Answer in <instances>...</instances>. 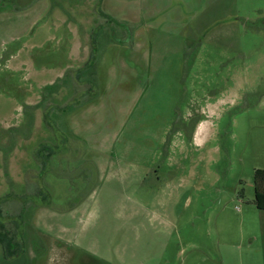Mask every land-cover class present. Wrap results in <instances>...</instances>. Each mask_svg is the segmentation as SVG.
<instances>
[{
	"label": "rangeland",
	"instance_id": "1",
	"mask_svg": "<svg viewBox=\"0 0 264 264\" xmlns=\"http://www.w3.org/2000/svg\"><path fill=\"white\" fill-rule=\"evenodd\" d=\"M257 168L264 0H0V264H264Z\"/></svg>",
	"mask_w": 264,
	"mask_h": 264
},
{
	"label": "trees",
	"instance_id": "2",
	"mask_svg": "<svg viewBox=\"0 0 264 264\" xmlns=\"http://www.w3.org/2000/svg\"><path fill=\"white\" fill-rule=\"evenodd\" d=\"M89 64H85L84 68ZM79 70V69H78ZM56 83H52L45 86V89H53L56 91L58 88ZM41 148H47L46 145H42ZM253 189H254V204L259 209H264V169L257 168L254 170L253 177ZM19 242L16 241L14 235H9L6 231L4 224L0 221V245L3 248L4 256H12L17 253L20 248L17 247Z\"/></svg>",
	"mask_w": 264,
	"mask_h": 264
},
{
	"label": "flooded vegetation",
	"instance_id": "3",
	"mask_svg": "<svg viewBox=\"0 0 264 264\" xmlns=\"http://www.w3.org/2000/svg\"><path fill=\"white\" fill-rule=\"evenodd\" d=\"M85 64H86V63H85ZM83 68H84V67H83ZM77 72L79 73V71H77ZM87 72H88V70H87ZM87 72L84 73V74H83V72H81V73H79V76L77 75V77H76L77 80L79 79L78 81H79L80 84H85V87L82 89L83 91H89L90 88L93 86V82H92L91 84H87L86 82H84V81H86V80L88 81V78H89L88 76L93 77V72H92V71H91V72L89 71L88 73H87ZM89 73H90V74H89ZM79 83H78V84H79ZM87 87H89V89L86 90ZM64 111H65V110H64ZM13 132H14V131H13ZM16 132H17V131L15 130V133H16Z\"/></svg>",
	"mask_w": 264,
	"mask_h": 264
},
{
	"label": "crops",
	"instance_id": "4",
	"mask_svg": "<svg viewBox=\"0 0 264 264\" xmlns=\"http://www.w3.org/2000/svg\"><path fill=\"white\" fill-rule=\"evenodd\" d=\"M79 251L84 254L85 252H83L81 249H79ZM87 254V253H85ZM109 264V263H105L102 260L99 259H89L88 261H79V262H72V264Z\"/></svg>",
	"mask_w": 264,
	"mask_h": 264
}]
</instances>
